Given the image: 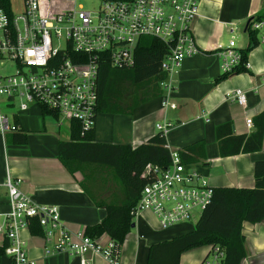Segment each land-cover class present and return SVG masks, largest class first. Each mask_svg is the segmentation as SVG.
Segmentation results:
<instances>
[{"label": "built area", "instance_id": "2783aa9c", "mask_svg": "<svg viewBox=\"0 0 264 264\" xmlns=\"http://www.w3.org/2000/svg\"><path fill=\"white\" fill-rule=\"evenodd\" d=\"M203 0H98L85 8L79 0H24L19 14L0 8V132L20 130L7 109L27 111L32 104L58 112V123L76 119L81 135L95 127L97 120L100 66L132 67L135 51L142 37L157 38L166 46L162 69L166 78L160 83L163 105L173 90L168 79L181 63L200 52L192 29ZM257 31L259 45H264V16L251 23ZM224 74L232 73L242 62L235 35L219 52ZM10 63L14 72L6 71ZM5 70V71H3ZM239 105L247 104L242 89L228 93ZM253 127L252 117L246 119ZM171 123L157 124L167 134ZM149 178L141 190L132 213L154 214L162 229L191 223L200 218L210 203L214 187L192 164L182 161L179 151H171V162L163 168L148 164L142 173ZM6 188V209L0 208V235L7 241L6 254L16 264L29 261L22 229L38 224L49 246L47 254L77 255L80 264H92L90 252L101 254L108 264H121L114 242L102 246L85 232H71L61 219L58 205L35 201L20 188V179L8 175L0 187ZM2 201L0 200V205ZM196 221V222H197ZM223 252L215 248L219 264Z\"/></svg>", "mask_w": 264, "mask_h": 264}, {"label": "crops", "instance_id": "0c3cea01", "mask_svg": "<svg viewBox=\"0 0 264 264\" xmlns=\"http://www.w3.org/2000/svg\"><path fill=\"white\" fill-rule=\"evenodd\" d=\"M263 13L264 0H203L199 14L192 22L200 52L185 59L179 69L171 73L168 81L173 83L174 88L166 93L170 105L165 107L164 97L161 96L138 106L129 115L100 113L96 120V140L135 147L159 132L157 124L171 123L165 134L170 151L180 152L195 141H206L207 158L192 165L211 186L254 187V166L257 160L264 158V140L261 151L221 157L216 128L231 122L236 135L255 131V124L248 127L246 119H254L264 112V49L258 45L249 52L248 67L251 73L232 74L219 82H216V78L223 74L219 52L228 46L231 39L226 40V33L234 35L237 24ZM244 32L246 37L236 42L240 49L249 43L245 29ZM236 89L246 92L245 106L228 97V93ZM7 112L18 119V124L28 135V141L25 144H12L6 136L13 132H0V183H5L8 175H11L20 179L22 191L35 201L58 205L62 222L71 232H85L88 225L101 221L106 210L97 207L82 188L85 174L77 171L72 175L58 159V143L64 139L60 130L48 131L46 118L58 120L44 116L36 104H32L27 111L14 108L7 109ZM0 200V208L6 209L4 186L0 187ZM150 215L156 218L150 212H142L133 218L135 227L125 238L120 253L121 264H146L152 244L188 232L196 224L192 227H188L187 223L177 224L162 229L157 220L155 228H152L146 221ZM31 228H24L19 233L29 261L34 264H80L77 255L47 254L49 244L42 234H32ZM243 233L248 254L240 264H264V220L257 223L245 221ZM5 241L3 237L0 245ZM97 241L106 246L111 239L104 234ZM209 254H213L214 261L206 260L204 264H217L211 245L184 252L180 264H201ZM87 257L92 264H108L101 254L90 252ZM0 264L16 263L5 254L0 257Z\"/></svg>", "mask_w": 264, "mask_h": 264}, {"label": "trees", "instance_id": "16d2710c", "mask_svg": "<svg viewBox=\"0 0 264 264\" xmlns=\"http://www.w3.org/2000/svg\"><path fill=\"white\" fill-rule=\"evenodd\" d=\"M0 8L12 14L11 0H0ZM263 14L250 18L247 27L249 43L241 49L242 62L229 74H221L216 82L232 74L251 73L248 67L249 52L258 46L257 31L251 23ZM166 46L157 38L146 36L139 40L132 67H112L110 63L100 66L98 82L97 116L100 113L132 114L138 106L162 96L160 83L167 74L162 69ZM44 116L59 119L58 112L39 106ZM16 122L19 123L18 119ZM255 131L238 134L233 124L225 122L216 128V139L221 157L249 154L261 151L264 140V112L253 119ZM70 138L58 143V159L74 175L77 171L85 174L82 188L93 199L97 207L106 210L104 218L85 228V233L93 238L107 234L114 242L113 251L121 253L127 234L132 230L134 214L141 190L149 178L142 173L148 164L167 167L171 162V151L167 147L166 136L158 132L138 146L99 142L96 140V125L81 135L80 122L69 121ZM12 144H25L28 135L20 124V130L6 136ZM181 159L188 164L199 163L207 158L206 141H195L180 151ZM105 169H112L114 176L125 187L122 201L97 196L94 189L95 175ZM254 187H214L210 203L202 212L194 229L176 235L171 239L154 243L149 248L146 264H180L184 252L196 247L211 245L219 247L223 257L219 264H240L247 256L246 236L243 233L245 221L257 223L264 220V158L255 162ZM91 179L90 186L87 181ZM98 197V198H97ZM32 234H42V228L34 223ZM7 241L0 245V257L6 254ZM209 256V255H208ZM207 256V257H208ZM206 257V259H207Z\"/></svg>", "mask_w": 264, "mask_h": 264}, {"label": "rangeland", "instance_id": "374dc122", "mask_svg": "<svg viewBox=\"0 0 264 264\" xmlns=\"http://www.w3.org/2000/svg\"><path fill=\"white\" fill-rule=\"evenodd\" d=\"M85 5V8H92L98 0H79ZM12 3V10L15 14H19L21 10L23 9L24 0H11ZM248 19L242 21L240 25L237 24V32L234 33L236 42L241 41L246 37V33L244 32L246 23ZM232 36V33L227 32L226 33V40ZM261 48L264 49V45H260ZM4 67L3 63L0 65V73L2 72V68ZM6 71L14 72V66L12 63H10L8 66H6ZM3 70V71H5ZM46 126L48 128V131H54V130H60L61 136L64 140H68L70 138V130H69V122L68 120H63V123H61V126L58 125V122L54 120L53 118L47 117L46 118ZM15 178V177H14ZM95 184L94 189L96 190V193L99 194L97 196L106 197L108 199H113L117 201H122L125 198V187L124 185L114 176V172L112 169H105L101 170L96 173L95 175ZM88 186L91 184V179L89 182H86ZM100 192V193H99ZM98 198V197H97ZM144 213V212H143ZM146 213V212H145ZM148 219L146 221L150 224L152 228H155L157 219L153 216H148ZM198 218V214H196L195 218L191 221L188 227H192ZM133 232L136 233V230L133 229ZM3 237L0 235V243L2 241ZM206 260H209L211 263L214 261L213 254H209L207 259L205 258L201 264H204Z\"/></svg>", "mask_w": 264, "mask_h": 264}, {"label": "water", "instance_id": "95a60500", "mask_svg": "<svg viewBox=\"0 0 264 264\" xmlns=\"http://www.w3.org/2000/svg\"><path fill=\"white\" fill-rule=\"evenodd\" d=\"M250 20L247 21V24H246V27H245V30H247V27H248V24H249ZM135 227V223H132V228Z\"/></svg>", "mask_w": 264, "mask_h": 264}]
</instances>
